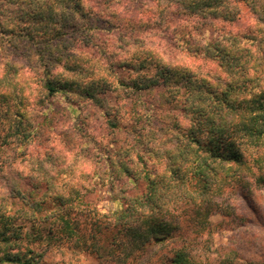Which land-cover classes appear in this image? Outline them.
I'll return each mask as SVG.
<instances>
[{"label": "trees", "instance_id": "trees-1", "mask_svg": "<svg viewBox=\"0 0 264 264\" xmlns=\"http://www.w3.org/2000/svg\"><path fill=\"white\" fill-rule=\"evenodd\" d=\"M240 2L253 22L241 20ZM0 25L14 46L40 44L20 46L41 92L70 105L92 101L112 133L130 136L113 150L100 141L98 155L85 159L92 174L70 153H43L32 157L39 169L26 173L29 189L13 179L0 185V264H34L23 224L49 198L55 233L71 237L80 206L71 197L107 187L108 205L95 204L88 232L101 234L102 216L112 218L116 247L144 253L177 239L186 212L209 230L212 211L229 214L225 193L264 185V0H0ZM35 131L18 125L15 134L33 139ZM9 198L23 203L20 221ZM167 264L194 263L179 247Z\"/></svg>", "mask_w": 264, "mask_h": 264}, {"label": "rangeland", "instance_id": "rangeland-1", "mask_svg": "<svg viewBox=\"0 0 264 264\" xmlns=\"http://www.w3.org/2000/svg\"><path fill=\"white\" fill-rule=\"evenodd\" d=\"M239 5L241 20L253 22L247 4L240 2ZM14 41V35L10 38L0 25V185L4 186L9 179H13L22 185V189H29L26 173L32 170L38 173L39 169L32 157L42 156L43 153H47L49 157L54 152L70 153L69 162L78 161L80 170L92 174L94 169L89 163H85V159L98 155L101 142L109 150H113V147L124 144L130 136L125 130L112 133L107 128L104 109L92 101H75L70 105L61 94L47 96L41 92L36 79L39 70L33 62L30 63L32 57L27 58L24 55L25 49L20 46L21 43L36 46L40 44L24 38L19 46H14ZM117 50L119 54L120 49ZM15 76L23 79L22 84H10L11 77ZM122 96L127 105L130 101L127 92L123 91ZM106 97L108 103L116 102L118 90L112 89L106 93ZM18 125L25 133L36 130L34 138L17 137L15 133ZM45 169L50 171V164H46ZM63 180L66 181L67 177ZM79 185H83L82 181ZM107 189L106 187L104 191L87 199L81 194L71 197V200L78 201L80 205L76 206L74 213L79 230L71 237L64 232L55 233L53 213L58 208L50 198L44 211L36 214L34 222L28 220L23 224V243L33 251L34 264H167L175 248L179 247L187 250L194 264H264L262 184L252 182L245 187L230 189L232 193H228L229 195L225 193L230 205L229 214L212 211L208 217L209 230L193 225V220L188 218L189 214L186 212L185 222L177 239L159 247H150L144 253L131 250L128 244H123V248L116 247L114 243L118 239L112 236V218L107 220L102 216V224L106 223L107 227H102L101 234L97 233L92 238L93 234L88 232L91 224L89 216L95 204L97 207L106 203L108 205L110 195L106 193ZM40 194L37 191L34 196L38 197ZM85 201L90 205L89 209H85L86 212L83 206ZM9 202L15 211L23 207L18 199L9 198ZM18 211L15 215L20 221L22 210Z\"/></svg>", "mask_w": 264, "mask_h": 264}]
</instances>
